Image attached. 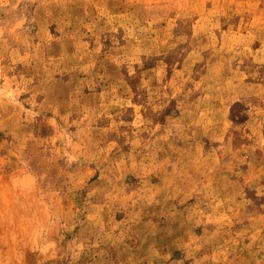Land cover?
I'll return each instance as SVG.
<instances>
[{"label":"rangeland","instance_id":"obj_1","mask_svg":"<svg viewBox=\"0 0 264 264\" xmlns=\"http://www.w3.org/2000/svg\"><path fill=\"white\" fill-rule=\"evenodd\" d=\"M0 264H264V0H0Z\"/></svg>","mask_w":264,"mask_h":264}]
</instances>
